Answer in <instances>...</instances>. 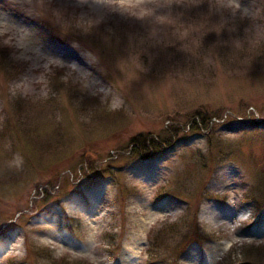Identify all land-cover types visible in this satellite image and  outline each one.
<instances>
[{
	"label": "rangeland",
	"instance_id": "374dc122",
	"mask_svg": "<svg viewBox=\"0 0 264 264\" xmlns=\"http://www.w3.org/2000/svg\"><path fill=\"white\" fill-rule=\"evenodd\" d=\"M238 2L0 0V264H264V0Z\"/></svg>",
	"mask_w": 264,
	"mask_h": 264
},
{
	"label": "bare ground",
	"instance_id": "6f19581e",
	"mask_svg": "<svg viewBox=\"0 0 264 264\" xmlns=\"http://www.w3.org/2000/svg\"><path fill=\"white\" fill-rule=\"evenodd\" d=\"M214 214V211L213 210H206L205 211V216L208 218L209 216H211V215H213ZM209 215V216H208ZM215 216V215H214ZM212 216V218L215 220V221H217V220H219L220 218L219 217H217V216ZM222 248H224V245H222L221 247H219L217 250L219 251V252H221L222 251ZM131 262H133V263H135L136 262V258L135 257H131V260L129 259V260H120V264H129V263H131Z\"/></svg>",
	"mask_w": 264,
	"mask_h": 264
},
{
	"label": "trees",
	"instance_id": "16d2710c",
	"mask_svg": "<svg viewBox=\"0 0 264 264\" xmlns=\"http://www.w3.org/2000/svg\"><path fill=\"white\" fill-rule=\"evenodd\" d=\"M6 49H7V48H6ZM4 51H6V50H4ZM141 146L144 147V148H146V143H145V141L142 143ZM159 146H160V145H159ZM159 146H155V149H157ZM146 151H147V149H146ZM162 232H163V231H159V232H158V234H159L158 236H160V233H162ZM156 233H157V232H156ZM156 233H155V234H156ZM160 239H161L162 241H164L165 238L160 237ZM153 241H154V247H156V244H155V241H156V240L153 239ZM161 245H162V244L159 245V243H158L157 248H159Z\"/></svg>",
	"mask_w": 264,
	"mask_h": 264
},
{
	"label": "clouds",
	"instance_id": "9594fccd",
	"mask_svg": "<svg viewBox=\"0 0 264 264\" xmlns=\"http://www.w3.org/2000/svg\"><path fill=\"white\" fill-rule=\"evenodd\" d=\"M233 3L235 4L236 11L241 10V4L238 2V0H233ZM244 12H247V9H243Z\"/></svg>",
	"mask_w": 264,
	"mask_h": 264
}]
</instances>
